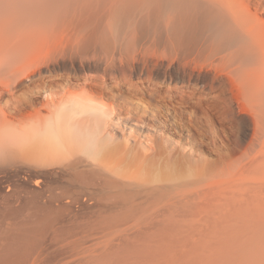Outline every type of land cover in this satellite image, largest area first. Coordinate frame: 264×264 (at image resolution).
Masks as SVG:
<instances>
[{
	"label": "bare ground",
	"instance_id": "1",
	"mask_svg": "<svg viewBox=\"0 0 264 264\" xmlns=\"http://www.w3.org/2000/svg\"><path fill=\"white\" fill-rule=\"evenodd\" d=\"M200 1L239 45L230 95L56 66L129 0H0V264H264V0ZM234 103L254 125L243 140ZM114 119L155 132L154 149L114 139ZM117 190L150 196L151 216L98 217Z\"/></svg>",
	"mask_w": 264,
	"mask_h": 264
},
{
	"label": "rangeland",
	"instance_id": "2",
	"mask_svg": "<svg viewBox=\"0 0 264 264\" xmlns=\"http://www.w3.org/2000/svg\"><path fill=\"white\" fill-rule=\"evenodd\" d=\"M149 21L169 23V26L158 29L144 27L143 24ZM229 29L209 9L203 7L200 0H129L120 4L114 17L105 16L101 19L94 34L86 35L78 55L67 54L56 66L71 67L89 78L97 77L102 81H107L109 77L120 80L127 77L138 82L151 70L159 81L177 87L181 86L184 78L190 77L197 85V90L206 94L202 96H207L212 83H224L230 95L231 85L226 73L234 60L223 57L238 50L239 45L232 41ZM231 111L242 122L240 139L249 135L251 137L254 125L249 116L243 114L236 103L232 105ZM110 128L114 139L126 138L130 144L140 141L146 152L154 149L157 135L144 126L114 119ZM63 175L57 178L53 188H49L56 192L45 190V200L55 193H61L66 180L69 182V177L65 174L67 179ZM131 191L128 192L132 196ZM145 194H136L132 196L135 200L123 204L117 190L112 212L104 215L100 213L95 219L100 215L108 219H124L129 216L132 207L137 209L138 218L151 216L154 211L151 207L154 206L149 203L150 196ZM81 216H67V226L83 227L93 220L87 215ZM128 222L126 228L130 227V220ZM142 222L148 221L144 219Z\"/></svg>",
	"mask_w": 264,
	"mask_h": 264
},
{
	"label": "water",
	"instance_id": "3",
	"mask_svg": "<svg viewBox=\"0 0 264 264\" xmlns=\"http://www.w3.org/2000/svg\"><path fill=\"white\" fill-rule=\"evenodd\" d=\"M153 76V75H152ZM154 77V76H153ZM155 78V77H154ZM111 81H109L108 83H110ZM105 100H108V96H106V95H103L102 96Z\"/></svg>",
	"mask_w": 264,
	"mask_h": 264
}]
</instances>
